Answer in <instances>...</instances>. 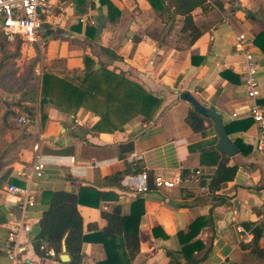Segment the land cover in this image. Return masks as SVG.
<instances>
[{"label":"crops","instance_id":"crops-1","mask_svg":"<svg viewBox=\"0 0 264 264\" xmlns=\"http://www.w3.org/2000/svg\"><path fill=\"white\" fill-rule=\"evenodd\" d=\"M89 1L49 0L42 15L47 39L40 58L42 69L60 78L78 80L83 76V59L90 56L91 45L98 53L94 57L95 69L103 64L108 70L124 74L159 98L161 104L150 120L137 116L116 129L102 124L98 112L83 107L74 109L66 104L62 109L51 103L43 105L46 119L41 123L38 103L25 104L31 109L32 123L23 128V133L32 141L26 139L28 145L20 149L18 158L11 164L12 177L21 186L26 185L22 173L28 171L35 143H39V153L45 162L43 175L30 183L35 205L27 210L31 231L23 238L24 243L29 242L25 264L70 261L66 251L68 261L61 260L63 251L53 257L36 255L31 241L47 208L42 194L47 191L77 194L83 187H90L107 198L98 205L77 206L83 234L91 237L81 245L80 264L102 263L107 259L98 235L108 226L102 213L110 214L114 207H119L120 214L127 216L139 196L143 200L138 226L139 251L130 264H167L166 251L181 250L178 233L186 232L197 218H203V226L194 239L202 246L194 253L200 259L197 264H246L248 252L241 245L249 243L242 241L244 234L238 231L239 228L246 231L243 224L252 223L263 229L259 243L264 248V151L257 148L258 130L247 113L249 101L242 79L245 60L236 47V35L246 33L255 40L257 35L264 34V0H206L203 7L192 12L193 21L202 28L200 37L191 45L178 47L170 40L176 34L181 35L182 17L178 16L169 30L165 14L160 18L147 0H107L120 15L108 21L107 8L101 7L104 26L100 34L96 31V39L91 40L85 35L86 27L95 25L96 29L98 16L95 0L94 8ZM135 39L137 43L133 42ZM6 41L13 40L6 38ZM261 43L264 47V42ZM98 45L114 51L121 60L102 55ZM25 48L29 58L36 55L33 47ZM250 51L257 65L260 87L257 101L264 106V51L254 42ZM181 92L190 93L201 105L220 114L224 127L231 129L226 133L237 153L224 155L228 158L227 165H235L237 171L218 191H210L207 181L201 185L203 176L216 168L201 161V149H217L214 122L204 121L205 135L193 132L185 121L193 107L180 99ZM19 95L17 91L0 88L3 117L10 110H18L13 103ZM233 113L237 116L232 117ZM96 124L101 127L94 128ZM6 134L5 142L13 141L14 136ZM129 142L132 151L122 154L120 145ZM190 147L194 149L190 151ZM132 154L141 157L139 165L150 177L170 178L181 174V184L174 188H151L138 195L134 190L137 175L126 174L121 180L105 178L123 171ZM12 214H16L13 199L0 190V264H12L2 253L5 223ZM115 264H127L124 254Z\"/></svg>","mask_w":264,"mask_h":264},{"label":"trees","instance_id":"trees-1","mask_svg":"<svg viewBox=\"0 0 264 264\" xmlns=\"http://www.w3.org/2000/svg\"><path fill=\"white\" fill-rule=\"evenodd\" d=\"M94 0L89 3L94 8ZM101 7L107 8V20L111 21L114 16H119V11L107 0H99ZM151 8L158 13L160 18L165 14L169 24V30L174 26L177 17H182V25L180 33L188 40V45L193 44L201 35L202 28L197 26L192 18V12L196 8L203 7L206 0H147ZM86 37L95 40L97 37L95 25L86 27ZM2 36V33L0 34ZM19 43L23 40L16 38ZM137 43L138 40L133 41ZM261 42H264V34L260 33L254 40V44L264 51ZM5 43V44H4ZM6 37L0 39V51L3 53V61H7L9 57L19 56V45L15 46V52L12 54L6 51ZM84 45V43H80ZM90 56H84V73L83 76L75 80L74 78H60L55 74L42 69L39 76H35L33 71L36 68L37 60L29 66V71L22 78L19 85L15 87H7L1 82L0 88L6 91H17L20 93L14 107L27 115L29 119L32 117L31 109L26 103H38L40 109V121L43 123L46 116L42 113V106L51 103L62 109V105L66 104L74 109L83 107L84 109L99 114L100 121L112 129L120 128L126 122L134 117L141 116L144 120H150L158 110L161 100L150 93L146 92L137 82L126 77L122 73H115L108 70L100 64V68L95 69L96 62L94 57L98 56L97 51L90 45ZM98 52L105 55L111 60H121L114 51L97 46ZM36 57V56H34ZM3 62L0 63V68ZM223 74V73H222ZM225 74V73H224ZM223 74V75H224ZM38 78L37 82L35 81ZM110 114L112 117H110ZM15 115L12 110L5 114L2 123L7 125L8 116ZM205 120L213 119L204 116L195 108L189 111L186 116V123L193 132L201 135L206 134ZM101 124H96L94 128L99 129ZM25 128V127H24ZM225 131L231 130L229 126H225ZM27 135L23 133L14 136L10 143L4 142L0 146V189L5 183L21 185L12 177L11 164L18 158L20 149L25 148L28 143ZM200 148L199 146L197 147ZM132 143L121 144L120 152L122 154L131 152ZM194 147H190V151ZM245 152V151H244ZM228 158L218 149L211 147L201 149V161L214 165L216 168L211 174L203 176L201 185H205L210 191H218L221 185L231 181L237 171L235 165H227ZM143 171L141 165L133 169L130 164L126 168L113 175L105 177L109 180H121L124 175H138ZM150 176V175H149ZM151 179V177H150ZM151 190V187L150 189ZM140 195V194H139ZM47 205L39 220L38 233L31 241V247L34 253L44 257V251L40 246L46 245L52 248L55 255L62 253V241L65 242L66 253L70 257L67 264H80L81 261V245L84 241L90 240L91 237L83 234L82 217L77 210V206L81 203L85 205H98L100 200H105L107 196L98 193L90 187H83L77 193L66 191H47L42 194ZM93 198L94 201L83 199ZM115 198V196L113 197ZM143 214V200L139 196L131 206L130 214L122 216L120 208L114 207L112 213H102V217L108 222L107 228L98 235L102 238V244L106 251L107 259L102 263L96 264H115L119 261L121 254L127 259V264L139 251L138 226L140 218ZM203 226V218H197L190 223L186 232H179L178 238L182 248L178 252L166 251L169 258L167 264H197L200 259L195 256L201 246L198 241H194L199 230ZM246 230L251 231L252 239L249 244H242V250H247L245 258L249 264H264V248L260 246V239L263 235V229L252 223L243 224ZM119 240V244L117 241ZM180 255V258L177 257ZM244 261V262H245ZM245 264V263H244ZM247 264V263H246Z\"/></svg>","mask_w":264,"mask_h":264},{"label":"built area","instance_id":"built-area-1","mask_svg":"<svg viewBox=\"0 0 264 264\" xmlns=\"http://www.w3.org/2000/svg\"><path fill=\"white\" fill-rule=\"evenodd\" d=\"M49 6V0H0V31L12 41L15 38L23 40V42L36 48L42 56L47 39L43 34L42 15ZM95 24V22H90ZM254 39L246 33L236 35V47L243 53L245 64L242 70V79L245 87L246 97L249 101L247 113L252 123L257 127L258 140L257 148L264 151V106L257 99L260 96V87L257 78V65L250 51ZM42 66L39 64L35 72L40 75ZM237 114L233 113L232 117ZM21 126H27L29 118L21 116L17 120ZM39 143L33 146V158L27 172H23L22 176L26 182L25 186L12 183H5L1 187V191L13 199V205L16 209V214L9 216L5 223V238L2 244V253L7 260L12 264H25V253L29 242H23V238L31 231V226L27 219V210L35 205L30 183L33 178H40L43 175L45 162L42 155L39 153ZM140 156L132 154L127 159L133 169L137 168L140 161ZM150 180V182H149ZM181 174H175L170 178L162 175L152 176L143 170L137 175V182L134 185L136 194H145L150 187L154 189L174 188L181 184ZM242 232V241L245 243L251 242V231L239 228ZM46 256H55L52 248L46 245L40 246Z\"/></svg>","mask_w":264,"mask_h":264},{"label":"rangeland","instance_id":"rangeland-1","mask_svg":"<svg viewBox=\"0 0 264 264\" xmlns=\"http://www.w3.org/2000/svg\"><path fill=\"white\" fill-rule=\"evenodd\" d=\"M166 16V15H165ZM167 18V16H166ZM170 43L175 45V46H183L188 44V40L179 34H176L175 36H173V38L170 40ZM19 45V56L18 57H9L7 59V61H3V53H0V63L3 62L2 67L0 68V76H3L1 78V82L3 83V85L5 86H9V87H15L17 85H19V83L22 81V78L26 75V72L29 71V66L30 64L33 62V60H37V66L41 63L40 62V53L38 52V50L36 48H34V51L36 52L35 56L36 57H28L27 54V50L25 48L26 44L21 41V42H17L16 38L12 41V42H8L6 44V51L10 52V53H14L15 51V46ZM25 48V49H24ZM42 66V63L40 64ZM36 66V67H37ZM33 74L36 76H39L38 74H36L35 71H33ZM38 78H36V82H37ZM14 96V95H13ZM14 104V103H13ZM12 106H7L6 108H10ZM11 109V108H10ZM16 109V108H15ZM19 110V109H18ZM18 110H12V112H14L15 115L13 116H8L7 118V125L2 123V114L4 113V111H0V146L5 142L8 141V134L12 137L15 135H19L20 131L25 127V126H21L18 124L17 120L18 118H20L21 116H24L25 113L18 111ZM32 120L29 119L28 124H31ZM4 128V130H3ZM28 142L32 141L30 138H27ZM247 264H249V262H247Z\"/></svg>","mask_w":264,"mask_h":264},{"label":"water","instance_id":"water-1","mask_svg":"<svg viewBox=\"0 0 264 264\" xmlns=\"http://www.w3.org/2000/svg\"><path fill=\"white\" fill-rule=\"evenodd\" d=\"M95 5H96V11H97V16H98V22H97V28L96 31L98 34L101 33L102 28L104 26V17H103V11L100 6L99 0H95ZM180 99L188 102L189 104L192 105L193 108H195L198 112L203 114L204 116H207L214 121V127L216 134L218 136V144H217V149L222 152L223 154L227 156H233L234 154L237 153V149L234 147L232 142L230 141L220 114L215 112L214 110H211L210 108H207L203 105H201L190 93L188 92H181L179 94ZM150 182V180H149ZM236 204V203H235ZM237 205V204H236ZM62 251L63 254L60 256L61 260L63 261H68L69 257L67 254H65L66 247H65V242L64 240L62 241Z\"/></svg>","mask_w":264,"mask_h":264}]
</instances>
